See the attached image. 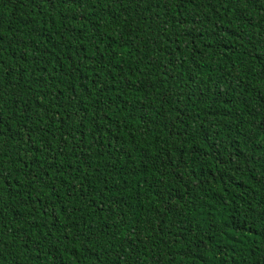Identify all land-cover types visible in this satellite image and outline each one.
Returning <instances> with one entry per match:
<instances>
[{
	"label": "trees",
	"instance_id": "16d2710c",
	"mask_svg": "<svg viewBox=\"0 0 264 264\" xmlns=\"http://www.w3.org/2000/svg\"><path fill=\"white\" fill-rule=\"evenodd\" d=\"M0 264H264V0H0Z\"/></svg>",
	"mask_w": 264,
	"mask_h": 264
}]
</instances>
